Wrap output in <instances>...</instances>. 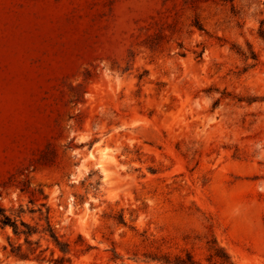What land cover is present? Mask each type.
I'll list each match as a JSON object with an SVG mask.
<instances>
[{
	"label": "rangeland",
	"instance_id": "rangeland-1",
	"mask_svg": "<svg viewBox=\"0 0 264 264\" xmlns=\"http://www.w3.org/2000/svg\"><path fill=\"white\" fill-rule=\"evenodd\" d=\"M0 207L66 264H264V0H0Z\"/></svg>",
	"mask_w": 264,
	"mask_h": 264
},
{
	"label": "trees",
	"instance_id": "trees-1",
	"mask_svg": "<svg viewBox=\"0 0 264 264\" xmlns=\"http://www.w3.org/2000/svg\"><path fill=\"white\" fill-rule=\"evenodd\" d=\"M22 212L24 211L21 208L20 214H22ZM18 217L9 215L5 208L0 207V225L3 228L11 227L17 238L24 237L25 239L24 244H19L11 248V257L20 260H34L39 264H66L71 262L68 255L72 252V245L70 242H64L62 238L54 232V228L49 220V217L47 218V227L42 230L30 226L23 221V219H19ZM121 221L124 223L123 218H121ZM34 236H38V240L33 241L32 238ZM43 240L47 241L49 245H54V249H50L49 246L46 249H42ZM82 244L83 240L81 236H79V241L76 242V245L81 246ZM24 247L26 248L25 250ZM49 250L51 251V258H47L46 256V252ZM57 250L62 255L55 259L54 255ZM208 252L209 256L206 259L208 264H236L228 251L224 247L220 246L216 240L209 242ZM114 255L115 256L112 258L114 262L121 259L118 254L115 253ZM131 261L134 264H203L202 261L197 260L194 254L188 250L176 254L163 250H157L155 252L145 253L143 257L136 255L134 258H131Z\"/></svg>",
	"mask_w": 264,
	"mask_h": 264
}]
</instances>
